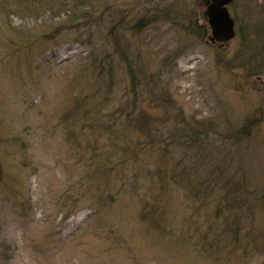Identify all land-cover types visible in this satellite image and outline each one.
Returning <instances> with one entry per match:
<instances>
[{
    "label": "rangeland",
    "instance_id": "obj_1",
    "mask_svg": "<svg viewBox=\"0 0 264 264\" xmlns=\"http://www.w3.org/2000/svg\"><path fill=\"white\" fill-rule=\"evenodd\" d=\"M208 4L0 0V264L264 263V75L190 32ZM198 121L205 150L170 145Z\"/></svg>",
    "mask_w": 264,
    "mask_h": 264
},
{
    "label": "trees",
    "instance_id": "obj_2",
    "mask_svg": "<svg viewBox=\"0 0 264 264\" xmlns=\"http://www.w3.org/2000/svg\"><path fill=\"white\" fill-rule=\"evenodd\" d=\"M247 0H239V2H246ZM238 0H235L233 3H231L230 8H233L237 5ZM255 2V0H254ZM257 5H259L257 2H255ZM260 7L256 6V10L260 11L261 19L258 17V19L252 23V24H245L244 26H238V29H236V36L238 39L241 40V43L246 47L248 58H243L242 55L239 57V64L244 65L246 70V75L249 78H256L259 75H264V0H260ZM255 7L253 4L252 8L250 5H248L245 9L247 12H252V9ZM232 10V9H231ZM263 10V11H262ZM195 28L193 31L201 34V37H206L209 34L208 27L206 25H200L194 24L193 27H190V32H192V29ZM198 29V30H197ZM126 72L128 75V81L129 86L131 88V92L136 94L140 90V83L138 80L137 72L132 67V64L126 65ZM134 96V95H133ZM135 98V96H134ZM123 120L127 121V116L123 118ZM255 120V118H254ZM202 121V120H201ZM196 122V125L190 124L183 128H177L176 132L172 135L173 142L170 143L171 146L176 147L180 143L184 145L186 148L190 149H202L205 150L204 147L209 143V141H205L209 139L208 134L210 133H217L218 128H216L212 122L204 121ZM253 122L252 118L247 119V121L244 120L243 125L237 128H229L225 130V135L223 136V139H232L233 145H238L241 143V135L246 134L249 132V130L252 127H257V125L252 126L251 123ZM218 134V133H217ZM191 137V138H189ZM195 137V138H193ZM176 141V142H175ZM221 148V147H220ZM200 149V150H201ZM112 166L111 164H109ZM165 180L161 181V185ZM110 200H112L115 196H111ZM239 226H236L235 232L237 233L239 231ZM228 230V228H227ZM207 232L212 233V231L209 229ZM208 244V243H206ZM264 246V242L262 243ZM256 246V244H255ZM262 264V263H261ZM264 264V263H263Z\"/></svg>",
    "mask_w": 264,
    "mask_h": 264
},
{
    "label": "water",
    "instance_id": "obj_3",
    "mask_svg": "<svg viewBox=\"0 0 264 264\" xmlns=\"http://www.w3.org/2000/svg\"><path fill=\"white\" fill-rule=\"evenodd\" d=\"M234 0H208L205 10L207 24L211 31V41L226 42L235 36V22L228 6Z\"/></svg>",
    "mask_w": 264,
    "mask_h": 264
}]
</instances>
